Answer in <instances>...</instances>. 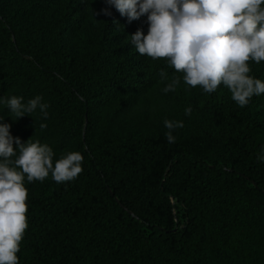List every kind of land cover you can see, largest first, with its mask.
I'll return each instance as SVG.
<instances>
[{"label":"trees","instance_id":"16d2710c","mask_svg":"<svg viewBox=\"0 0 264 264\" xmlns=\"http://www.w3.org/2000/svg\"><path fill=\"white\" fill-rule=\"evenodd\" d=\"M148 27L105 0H0V97L49 105L17 119L0 103V123L84 157L72 181L25 178L19 264H264V94L164 93L160 71L180 74L130 42ZM165 119L184 123L175 143Z\"/></svg>","mask_w":264,"mask_h":264},{"label":"clouds","instance_id":"9594fccd","mask_svg":"<svg viewBox=\"0 0 264 264\" xmlns=\"http://www.w3.org/2000/svg\"><path fill=\"white\" fill-rule=\"evenodd\" d=\"M129 21L147 16L148 32L131 35L136 52L153 60L163 59L176 73L169 80L161 70L162 91L175 92L181 80L190 88L199 86L214 93L223 85L241 108L253 96L264 94V80L250 75V62L264 61V0H105ZM110 15L108 9L102 10ZM22 96L0 97L17 119L37 109L47 118L49 105L40 95L23 102ZM192 107L184 109L191 116ZM168 143H175L176 129L183 121L165 119ZM47 127L41 123L40 128ZM14 142L17 147H14ZM47 144L22 143L10 134V125L0 123V264H19L17 253L28 228L27 182H43L51 174L56 183L72 181L83 171L84 157L69 151L54 160ZM264 162V147L257 155Z\"/></svg>","mask_w":264,"mask_h":264}]
</instances>
